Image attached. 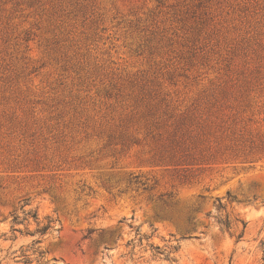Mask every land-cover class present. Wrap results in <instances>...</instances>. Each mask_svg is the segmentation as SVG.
Segmentation results:
<instances>
[{"label": "rangeland", "instance_id": "1", "mask_svg": "<svg viewBox=\"0 0 264 264\" xmlns=\"http://www.w3.org/2000/svg\"><path fill=\"white\" fill-rule=\"evenodd\" d=\"M38 248L263 264L264 0H0V264Z\"/></svg>", "mask_w": 264, "mask_h": 264}, {"label": "trees", "instance_id": "2", "mask_svg": "<svg viewBox=\"0 0 264 264\" xmlns=\"http://www.w3.org/2000/svg\"><path fill=\"white\" fill-rule=\"evenodd\" d=\"M31 212H29L28 214H26V218L23 220V222H26L28 223L29 225V219L32 217L35 221V223L37 224V229L35 231H30L28 235L30 236H36V235H40V236H43L45 235L47 232H49L52 228H53V225H54V221L51 220V219H47V222L46 223H42L39 221V216L37 213H35L33 216H31ZM20 217L17 216L14 221H13V231L14 232H17L19 231L16 226L20 225L21 223L23 222H20L19 221ZM93 234V231H90L88 233V238ZM36 243H34V245L36 244H40L41 243V240H38V241H35ZM158 252L157 254H155V257H159L158 255H164V258L165 260H174L175 259V256L176 254L179 253L180 251V246L179 245H169L168 248L166 250H163V252H159L161 251L160 248H157ZM35 254H38V258H37V262L39 264H42V260H43V251L38 248L36 249L34 252H33V255ZM263 264H264V256H263ZM25 264H33V261L30 260L29 258L25 261Z\"/></svg>", "mask_w": 264, "mask_h": 264}]
</instances>
